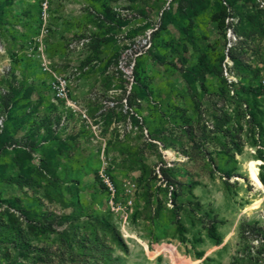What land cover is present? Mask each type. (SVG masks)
Here are the masks:
<instances>
[{
    "label": "rangeland",
    "instance_id": "obj_1",
    "mask_svg": "<svg viewBox=\"0 0 264 264\" xmlns=\"http://www.w3.org/2000/svg\"><path fill=\"white\" fill-rule=\"evenodd\" d=\"M148 1L152 5L157 3V0ZM165 1L167 4L163 5L167 8L172 0ZM257 3L260 8H264V0H257ZM112 5L118 13L132 21L121 29L110 32L109 36L114 38L115 43L104 47L105 50H111L113 55L120 51L125 52L120 61L122 68L118 67V61H114L110 68H102L100 65L103 66L104 62L101 58H96L89 69L83 70L80 64L90 55L89 50H71L70 44L80 40V35L92 30V25L84 20V8L87 4L80 0H70L64 4L55 0L51 4L53 29L50 44L54 47L60 43V52L66 53L67 60L72 62L66 61L65 68H59L57 58L53 57L54 64L57 66L56 70L70 80L72 100L86 115L85 118L66 104L53 108L48 103L41 111L42 115L49 113L54 122L55 117L63 116L61 126L56 129V137L61 140L55 141L56 146L61 145L59 146L63 155L53 167L62 179H79L85 195L86 204L81 221L61 230L72 239L80 238L83 235L79 232L83 233V228L89 227V224H96L95 217L110 208L107 192L102 191L99 185H104L100 173L105 172L110 178L114 177L118 184V192L121 194L119 203L126 208L129 215L126 225L128 233L122 229V213L111 210V213L106 215H109L112 223L117 226L129 253H121L109 234H104L102 230L99 232L104 235H101L102 238L115 248L116 254L122 256L124 264H231L238 243L237 232L240 223L245 219L259 220L264 225V189L258 177L260 161L255 160L256 150L251 145L250 135L245 129L242 132L233 131L228 137L212 131L216 130L217 124L222 123L223 114H234L239 104L230 98L224 100L216 76L208 77L206 91H194V79L184 75L188 82L184 80L179 69L183 65L177 57L165 60L164 63L154 62L155 58L149 55V51L153 49L152 35L150 42L148 36L151 28L165 24L162 21V11L150 14L153 26L145 29L148 21L137 11H127V0H118ZM28 9L26 16L30 17L31 11L29 7L26 8ZM18 14L23 15V10L18 11ZM74 15L76 23L80 22L81 31L73 35L74 37L58 34L57 27L61 26L63 20L67 23L73 22ZM170 28L171 31L164 34L165 43L161 45L164 56L169 54L164 44L178 47L180 41L179 33ZM205 33L208 39H201L198 48L210 46L211 58L216 64L218 56L227 51L236 38L233 32L228 30V41L225 43L214 25L207 26ZM261 48L264 50V41ZM189 50L186 58L190 65L186 68L197 63L201 55L200 50L194 52L191 47ZM2 53L0 80L2 74L9 71L6 70L11 64L8 56ZM139 54L142 56L140 58L146 60L145 68L147 75L153 80L155 94L149 102L143 101L139 107H130L128 98L135 83L134 68L131 67L136 64L139 59L136 55ZM170 60L176 65H170ZM227 60L228 58L225 62ZM252 62L255 68L256 63ZM229 65L233 63L229 62ZM33 70L29 79L40 86L43 93L40 97L34 94L33 98L39 97L41 102L46 98L52 99L50 77L43 71L41 73L39 68ZM26 71L27 68H18L16 75L19 80L25 77ZM229 76L234 82L239 81L234 74L229 73ZM260 79L264 81V74H261ZM261 100V108L264 111V97ZM109 102L114 105L110 106ZM108 113L111 118H108ZM132 115L140 120L139 125H135ZM245 121L247 119L242 121L243 125ZM51 137L52 135L46 136V142H50ZM233 141L242 145V154L236 152ZM228 149L230 154H234V159L221 153L222 150ZM33 163L38 165L39 159L35 157ZM163 169L182 186L171 187L163 178ZM227 170L234 172L229 180L223 177ZM141 175L146 177L142 183L139 182ZM154 177L157 179L152 181L151 178ZM149 180L151 187H146ZM225 180H228L229 185ZM39 182L42 186L46 184L43 178ZM129 184L136 185L134 193L129 196L133 201L131 205L127 204L126 194ZM174 193L180 196L176 207L173 202ZM6 194L28 200L26 195L18 193L14 188L6 190ZM27 194L38 200L37 206L43 211L57 215L71 212L62 199L45 198L37 189L30 190ZM176 209L180 221L187 228V233L184 234L186 242L182 241L177 229L174 213ZM4 210L5 208H0V219L7 221L4 218ZM213 218L223 222L219 224L218 230L225 240L219 247L208 237L207 228ZM23 221L20 219L11 226L25 228ZM30 238L31 236L28 239ZM195 239H200V243L194 244ZM30 241L33 246L40 248V251L45 250L44 255H36L43 258L41 264H83L82 261L86 259L75 255L77 262L74 263L73 256L64 253L65 248L59 236L36 237ZM165 246L173 249V257L169 252L158 253V248ZM200 252H204L202 259L197 255ZM0 261L18 264L35 262L32 258L25 259L24 255L18 252L9 256L5 251L0 254Z\"/></svg>",
    "mask_w": 264,
    "mask_h": 264
},
{
    "label": "trees",
    "instance_id": "obj_2",
    "mask_svg": "<svg viewBox=\"0 0 264 264\" xmlns=\"http://www.w3.org/2000/svg\"><path fill=\"white\" fill-rule=\"evenodd\" d=\"M42 1L33 0L31 3L27 0H0V44L4 48L3 54H6L11 62L9 71L2 74V80H0V118H3V127L0 132V208H5L4 218L7 219V221L0 219V254L5 251L7 255L12 256L14 252H18L24 255L25 259L32 258L35 261L27 264H41L43 258L36 255H44L45 250L40 251V248L33 246L30 239L55 235L60 237L61 244L65 248L64 253L73 256L74 263L77 262L76 255V257L86 258L82 261L83 264H124L122 256L116 254L115 248L103 239L104 235L99 232L102 230L104 234H109L121 253H129V248L122 240L117 226L112 223L109 215H106L111 213L110 208L95 217L94 223L96 224L84 227V232H79L83 235L80 238L72 239L61 230L63 227L81 221L86 201L80 180L68 177L62 179L53 167L63 155V151L60 150L61 145H55V141L61 140L56 137V129L61 126L63 116L55 117L54 122L49 113L41 114L42 108L48 103L53 108L65 106V103L55 100L53 93L52 99L46 98L41 102L39 97L43 93L40 86L29 79V74L34 72L33 68H39L43 73L37 56V48L34 45V39L38 36L40 29ZM80 1L87 4L84 8V20L92 25L89 33L79 36L80 40H88L82 48L89 50L90 53L88 58L80 64V68L84 70L89 69L96 58H101L102 61L107 60L104 57L105 52L99 51L115 43L114 38L109 36L110 32L117 28L121 29L126 23L132 21L118 13L116 8L114 9L112 3L118 0ZM127 1V11H137L148 21L144 26L145 29L153 26L150 14L162 11V21L165 24L158 28H151L154 30L151 34L153 49L149 51V55L155 58L154 62L164 63L165 60L177 57L183 65L179 69L184 80L188 82L184 75L194 79L192 84L194 91L198 89L206 91L208 77L216 76L219 79L220 92L224 100L230 98L239 104L234 114L224 113L222 123L217 124L216 130L212 131L223 134L224 137L232 135L233 131L242 132L244 129L247 131L251 137V145L256 150L255 160L262 162L259 166L258 177L261 181H259L260 185L262 183L264 188V111L261 108L264 81L260 79L261 74H264V50L261 48V43L264 41V8H260L257 0H172L167 8L163 5L167 4L165 0H157L154 5L149 4L148 0ZM50 2L53 4L55 0H50ZM28 7L31 11L30 17L26 16V12H29V9L26 10ZM22 10L23 15L18 14V11ZM212 25L216 26L225 43L228 41V30H231L236 38L234 44L220 57L218 56L216 64L211 58L212 48L210 46L198 48L201 39H208L205 28ZM170 27L179 33L180 41L178 47L169 43L164 44L169 50V54L164 56L161 52V45L165 43L164 34L171 31ZM52 29L51 20V32ZM50 37L51 33L47 40V48ZM32 45L33 48H31ZM189 47L194 52L200 50L201 55L197 63L186 68L190 65L186 58V55L190 53ZM30 48L32 49L31 55L28 54ZM106 51L108 55L112 54L111 50ZM121 52L109 56V61L104 68H110L114 61H118L119 67L124 54ZM47 53L51 58L54 57V54L48 50ZM140 56L134 65L135 83L128 98L130 107L135 105L139 107L143 101L149 102L155 94L153 80L147 75L145 68L146 60ZM226 58L228 60L225 62ZM252 61L256 63L255 68ZM229 62L233 65L230 66ZM169 64L176 65L171 60ZM18 68H27V73H24L26 75L22 80H19L16 75ZM226 69L228 75L229 73L234 74L239 81L230 82L224 75ZM232 90H234L233 96L231 95ZM34 94L39 97L34 99ZM110 113L107 114L108 118H111ZM132 119L135 125H139L140 120L137 117L132 115ZM244 119H247L245 125L242 124ZM53 127H55L54 130ZM48 135H52L50 142L45 140ZM233 143L236 152L242 154V145L234 141ZM221 153L234 159V154H230L229 149L222 150ZM35 157L39 159L38 165L33 163ZM162 175L170 186H182L166 169L162 170ZM233 175L232 170H227L223 177L229 180ZM42 178L45 180V186L39 182ZM111 179L117 187L118 184L114 177ZM145 179L146 177L141 175L139 182L142 183ZM156 179L151 178L152 181ZM228 180H225V183L229 185ZM96 181L99 183L98 180ZM99 185L102 191L106 190L109 199L106 186ZM146 187H151L150 180ZM12 188L26 195L28 200L17 195L6 196V190ZM36 189L45 198L62 199L71 212L57 215L43 211L37 206L38 200L27 194L28 191ZM120 195L118 192L117 202H120ZM179 197L178 193L173 194L175 207ZM174 213L178 232L182 241L186 242L184 234L187 233V228L178 217V209ZM20 219L24 220L25 228L11 226L12 223H18ZM220 223L223 224L213 218L207 228L209 239L217 247L221 246L225 240L218 230ZM237 234L238 243L231 264H264V225L259 220L245 219L238 226ZM30 236L31 238L28 239ZM200 241V239H195L193 243L197 244ZM197 255L199 259H202L204 252ZM0 264L18 263L0 261Z\"/></svg>",
    "mask_w": 264,
    "mask_h": 264
},
{
    "label": "built area",
    "instance_id": "obj_3",
    "mask_svg": "<svg viewBox=\"0 0 264 264\" xmlns=\"http://www.w3.org/2000/svg\"><path fill=\"white\" fill-rule=\"evenodd\" d=\"M154 30L150 31V34L148 36L149 42L151 39V34ZM51 33V2L50 0H43L41 3V16H40V29L38 36L34 39L35 41V47L37 48V56L40 60V67L41 70L47 74L50 77V89L54 94V99L62 101L71 108L74 112H79L81 115L86 118V115L82 110L77 106L76 102H74L71 98V84L70 80L67 78L66 75L59 73L56 68L57 66L54 64L53 59L48 55L47 53V40L49 39ZM88 43L87 39H81L78 41H72L70 44L71 50L81 49L85 46V44ZM149 43V47H150ZM0 47L2 50H0V53L4 51L3 46L0 44ZM125 53V52H124ZM3 54V53H2ZM32 54V49L30 50V54ZM140 55V54H139ZM136 55V56H139ZM125 55H122V58ZM121 61V60H120ZM120 66V63H119ZM231 66V65H230ZM120 68H122L120 66ZM134 68V65L131 67ZM10 68H8L6 71H8ZM5 73V72H4ZM3 73V74H4ZM225 75L228 77L230 82H234V80L231 79V77L228 75L227 69L225 70ZM110 106H113L114 103L109 102ZM3 127V118H0V132L1 128ZM262 163V162H260ZM100 177L102 179V182L106 186L108 192H109V205L112 211L120 212L122 213V229L125 233L127 232L126 225L128 223L129 215L126 212V208H123L119 202H117V196H118V190L115 186L112 179L106 174L105 172L100 173ZM136 188L135 184H129L127 186L126 194L128 195L127 198V204L131 205L133 203L132 199L129 197L131 194L134 193ZM146 249L148 250V245H146Z\"/></svg>",
    "mask_w": 264,
    "mask_h": 264
},
{
    "label": "crops",
    "instance_id": "obj_4",
    "mask_svg": "<svg viewBox=\"0 0 264 264\" xmlns=\"http://www.w3.org/2000/svg\"><path fill=\"white\" fill-rule=\"evenodd\" d=\"M63 4H64V2H63ZM79 15H80V13H79ZM57 31H58V34L60 33L61 36H65V37H74L77 33H79L81 31V27H80V22L76 23V15H74L73 22H68L67 23V22H65V20H63L61 26L57 27ZM102 49L99 52H105L104 53V57H105V59H107V60H103V62H104L103 66L100 65L102 68H104L105 65L107 64V62L109 61L108 57L111 56L112 54L108 55L107 51L105 49H103V50ZM47 50H48V52L54 54V59H55V57L57 58L56 62L58 63V65H59L58 67L59 68H65L64 64L66 63V61H70V60H67L68 58H67V54L66 53L60 52V50H62V45L60 43L59 44H55V46L53 47V46H51L50 41H49ZM69 63H72V62L70 61Z\"/></svg>",
    "mask_w": 264,
    "mask_h": 264
},
{
    "label": "bare ground",
    "instance_id": "obj_5",
    "mask_svg": "<svg viewBox=\"0 0 264 264\" xmlns=\"http://www.w3.org/2000/svg\"><path fill=\"white\" fill-rule=\"evenodd\" d=\"M157 251H158V253L163 252V251L169 252L172 255V257L174 256L173 249L172 248H168L166 246L165 247H159Z\"/></svg>",
    "mask_w": 264,
    "mask_h": 264
},
{
    "label": "water",
    "instance_id": "obj_6",
    "mask_svg": "<svg viewBox=\"0 0 264 264\" xmlns=\"http://www.w3.org/2000/svg\"><path fill=\"white\" fill-rule=\"evenodd\" d=\"M260 162H261V161H260ZM261 164H262V163H260L259 166H260ZM259 171H260V170H259ZM258 175H259V173H258ZM263 189H264V188H263Z\"/></svg>",
    "mask_w": 264,
    "mask_h": 264
}]
</instances>
